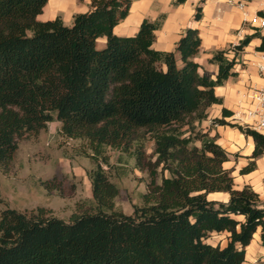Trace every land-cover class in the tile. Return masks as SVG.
Returning <instances> with one entry per match:
<instances>
[{
	"label": "trees",
	"instance_id": "16d2710c",
	"mask_svg": "<svg viewBox=\"0 0 264 264\" xmlns=\"http://www.w3.org/2000/svg\"><path fill=\"white\" fill-rule=\"evenodd\" d=\"M133 1L92 0L89 12L65 26L60 18L38 20L48 0H0V169L10 171L19 141L51 118L64 137L87 142L85 156L95 164L92 200L78 204L69 221L43 207L0 213V264H243L255 234L264 240V200L251 185L236 186L219 136L198 125L223 103L215 89L238 76V56L257 34L214 52L213 78L195 60L202 44L196 28L185 30L175 51L153 48L166 15L145 19L134 36H117ZM202 12L197 7L196 21ZM222 112L213 125L253 140L240 170L250 174L264 156V135L228 123L232 112ZM108 148L129 153L149 174L130 215L116 205ZM215 193L228 199H211ZM214 233L227 234L224 246L208 242Z\"/></svg>",
	"mask_w": 264,
	"mask_h": 264
},
{
	"label": "crops",
	"instance_id": "0c3cea01",
	"mask_svg": "<svg viewBox=\"0 0 264 264\" xmlns=\"http://www.w3.org/2000/svg\"><path fill=\"white\" fill-rule=\"evenodd\" d=\"M175 1L134 0L128 17L115 27L114 33L123 37L134 36L145 19L155 21L161 15H166L163 26L156 32L157 38L153 48L159 51H175L176 43L185 30L196 28L199 30L202 44L195 60L200 64L201 71L207 72L213 78L218 73V66L209 62L213 53L230 49L244 38L257 34L238 56V63L234 69L238 76L230 78L223 86L215 89L216 95L223 103L213 105L208 110V114L213 110V119L223 118V109L231 111L233 115L226 118L228 121L240 108L241 93L251 84L261 82L256 66L264 61V50H259L262 44L261 37H264V27L260 23L261 19H264V0H247L248 4L243 10L232 6L227 0H185L181 4H175ZM91 2L92 0H48L38 20L46 22L60 18L65 26H72L76 15L89 12ZM199 6L202 7L203 17L196 21L194 17ZM210 133L212 136H219L218 143L228 153L229 161L224 164L225 168L232 169L235 174L248 164L254 149L252 138L228 126H215ZM232 155L237 156V160L226 167L231 163ZM263 159L264 157L257 161V169L254 172L247 175L239 174V188L246 184L251 185L260 194L257 186L259 182L264 183V177L261 175ZM257 174L261 175L260 181L255 180ZM236 180L235 178V183ZM213 195L226 196L225 200L228 199V195L224 193L210 196ZM243 264H264V240L260 232L255 234L247 247L246 260Z\"/></svg>",
	"mask_w": 264,
	"mask_h": 264
},
{
	"label": "rangeland",
	"instance_id": "374dc122",
	"mask_svg": "<svg viewBox=\"0 0 264 264\" xmlns=\"http://www.w3.org/2000/svg\"><path fill=\"white\" fill-rule=\"evenodd\" d=\"M104 46L103 40L97 42L99 49ZM212 115L213 110H210V117L198 124L204 131L221 126L212 124L215 120ZM227 122L238 124L233 119ZM87 149V142L64 137L62 124L54 118L48 120L37 135L25 136L19 141L11 170L0 169V213L11 208L30 214L43 207L50 211V215L69 221L77 212L78 204L92 200L88 172L95 168V164L85 156ZM153 149V142L145 141L147 154H151ZM107 155L112 167L109 171L111 180L120 189V196L116 199L117 208L130 215L134 206L142 204V194L147 191L150 181L149 174L137 169L135 159L127 152L108 148ZM235 157L232 155L231 163L226 167L237 160V156ZM261 173L264 177V159ZM239 174L240 171L233 174L237 179V187L240 186ZM261 175L255 180L260 181ZM259 183L257 190L264 200V183ZM210 198L226 199V196L213 195ZM208 242L224 246L227 234L214 233Z\"/></svg>",
	"mask_w": 264,
	"mask_h": 264
},
{
	"label": "built area",
	"instance_id": "2783aa9c",
	"mask_svg": "<svg viewBox=\"0 0 264 264\" xmlns=\"http://www.w3.org/2000/svg\"><path fill=\"white\" fill-rule=\"evenodd\" d=\"M232 6L243 10L247 6V0H227ZM264 27V19H261ZM234 44L232 48L238 46ZM259 84H251L240 95L239 110L234 114L233 120L245 128H249L264 135V61L257 64Z\"/></svg>",
	"mask_w": 264,
	"mask_h": 264
}]
</instances>
